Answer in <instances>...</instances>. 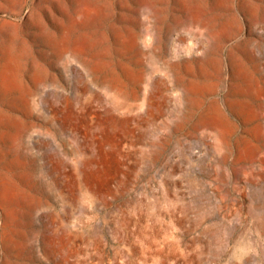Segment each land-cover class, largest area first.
I'll return each instance as SVG.
<instances>
[{"label": "rangeland", "instance_id": "rangeland-1", "mask_svg": "<svg viewBox=\"0 0 264 264\" xmlns=\"http://www.w3.org/2000/svg\"><path fill=\"white\" fill-rule=\"evenodd\" d=\"M0 264H264V0H0Z\"/></svg>", "mask_w": 264, "mask_h": 264}]
</instances>
